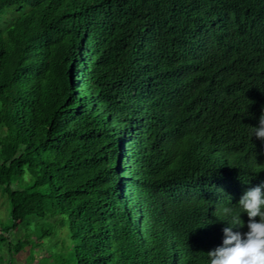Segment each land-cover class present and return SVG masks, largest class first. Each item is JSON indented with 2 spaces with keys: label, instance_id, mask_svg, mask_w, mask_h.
Here are the masks:
<instances>
[{
  "label": "trees",
  "instance_id": "obj_1",
  "mask_svg": "<svg viewBox=\"0 0 264 264\" xmlns=\"http://www.w3.org/2000/svg\"><path fill=\"white\" fill-rule=\"evenodd\" d=\"M262 114L264 0H0L3 231L69 240L38 264H209Z\"/></svg>",
  "mask_w": 264,
  "mask_h": 264
},
{
  "label": "clouds",
  "instance_id": "obj_2",
  "mask_svg": "<svg viewBox=\"0 0 264 264\" xmlns=\"http://www.w3.org/2000/svg\"><path fill=\"white\" fill-rule=\"evenodd\" d=\"M264 141V114L260 116L259 127L254 128L252 136ZM264 185L247 191L239 200L242 212L247 214L248 231L241 235L233 232V226L223 229L222 245L207 253L209 264H264ZM225 215H230L232 209H222ZM258 218V222L257 219ZM234 223L241 224L240 215L234 218Z\"/></svg>",
  "mask_w": 264,
  "mask_h": 264
},
{
  "label": "rangeland",
  "instance_id": "obj_3",
  "mask_svg": "<svg viewBox=\"0 0 264 264\" xmlns=\"http://www.w3.org/2000/svg\"><path fill=\"white\" fill-rule=\"evenodd\" d=\"M9 221V211L6 196L0 190V233L3 238L12 240L14 243L18 240H24V237L28 233V237L33 243H36L34 248L32 259H27V251L11 253L10 261L12 264H38V261L48 256L50 252H58L63 249L62 242L67 246L69 244L67 231L63 227L56 225L52 234L48 237L38 239L34 234V226L26 228L25 226L20 225L16 230L10 232H4L3 226L6 225ZM42 229V227H39ZM28 230V231H27ZM64 250V249H63ZM9 248L5 244H0V256H2V264H5L6 259L8 258ZM27 259V260H24Z\"/></svg>",
  "mask_w": 264,
  "mask_h": 264
}]
</instances>
